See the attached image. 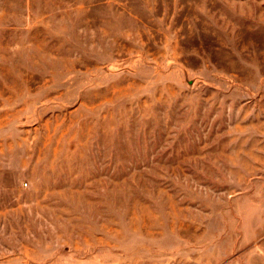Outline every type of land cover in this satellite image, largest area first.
Listing matches in <instances>:
<instances>
[{"label":"rangeland","instance_id":"1","mask_svg":"<svg viewBox=\"0 0 264 264\" xmlns=\"http://www.w3.org/2000/svg\"><path fill=\"white\" fill-rule=\"evenodd\" d=\"M0 264H264V0H0Z\"/></svg>","mask_w":264,"mask_h":264}]
</instances>
